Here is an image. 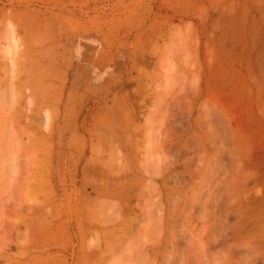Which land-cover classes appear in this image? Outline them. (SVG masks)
Here are the masks:
<instances>
[{"label": "rangeland", "instance_id": "rangeland-1", "mask_svg": "<svg viewBox=\"0 0 264 264\" xmlns=\"http://www.w3.org/2000/svg\"><path fill=\"white\" fill-rule=\"evenodd\" d=\"M32 263L264 264V0H0V264Z\"/></svg>", "mask_w": 264, "mask_h": 264}, {"label": "bare ground", "instance_id": "bare-ground-1", "mask_svg": "<svg viewBox=\"0 0 264 264\" xmlns=\"http://www.w3.org/2000/svg\"><path fill=\"white\" fill-rule=\"evenodd\" d=\"M48 21V20H47ZM53 21V20H52ZM54 22V21H53ZM59 22H57V24H58ZM6 24V23H5ZM37 24H39V23H37ZM45 24H47V23H45ZM44 24V25H45ZM61 24V23H60ZM43 25V24H42ZM49 25V24H48ZM52 25H53V23H52ZM51 25V26H52ZM56 25V24H55ZM37 26V25H36ZM45 26H47V25H45ZM44 26V27H45ZM63 26V25H62ZM61 26V27H62ZM53 27V26H52ZM50 28V27H49ZM10 29V28H9ZM36 29H37V27H36ZM39 29V28H38ZM45 29V28H44ZM54 29V28H53ZM7 31H8V29H6ZM46 30V29H45ZM47 31V30H46ZM48 32V31H47ZM51 32V31H50ZM52 33V32H51ZM8 34V33H7ZM13 34V33H12ZM10 35H11V33H10ZM46 35V34H45ZM44 35V36H45ZM48 35V34H47ZM46 35V36H47ZM9 36V35H8ZM39 37V36H38ZM33 38V37H32ZM44 39V38H43ZM6 40H8V39H6ZM14 40V39H13ZM9 44H11V42H12V40L11 39H9ZM15 41V40H14ZM14 41L12 42V43H14ZM17 41V40H16ZM35 41V40H34ZM30 42H32V41H30ZM18 43V42H17ZM36 43V42H35ZM38 43V42H37ZM44 43V42H43ZM15 44V43H14ZM30 44V43H29ZM12 45V44H11ZM15 47H16V45H14ZM29 46V45H28ZM13 47V46H12ZM17 48V47H16ZM27 48V47H26ZM50 48V47H49ZM28 49V48H27ZM53 49V48H52ZM7 50V49H6ZM10 50H11V48H10ZM10 52V51H9ZM21 52V51H20ZM47 53V52H46ZM6 54V53H5ZM23 55V54H22ZM40 55V54H39ZM19 59V58H18ZM17 59V60H18ZM51 61V60H50ZM18 62H20V61H18ZM16 63V62H15ZM14 65H16V64H14ZM41 65V64H40ZM32 68V67H31ZM30 68V69H31ZM40 68V67H39ZM29 69V70H30ZM28 73H29V71H28ZM21 74H23V73H21ZM31 74V73H30ZM32 83H33V81H32ZM14 95V94H13ZM46 102V101H45ZM120 112V111H119ZM114 113V112H113ZM115 113H117V112H115ZM124 113V112H123ZM125 114V113H124ZM114 116V115H113ZM117 117V116H116ZM119 117V116H118ZM103 118H104V116H103ZM126 118V117H125ZM125 118H123V119H125ZM114 120V119H113ZM120 121V120H119ZM123 121H125V120H123ZM115 122V121H114ZM109 123V122H108ZM119 123V122H118ZM126 131V130H125ZM111 133V132H110ZM117 134V133H116ZM129 138V137H128ZM105 141V140H104ZM106 143V142H105ZM110 143V142H109ZM120 143V142H119ZM156 144H157V142H156ZM102 150V149H101ZM110 152V151H109ZM99 153V152H98ZM108 153V152H107ZM112 153V152H111ZM123 154V153H122ZM110 158V157H109ZM103 161V160H102ZM91 166V165H90ZM94 166V165H93ZM122 171V170H121ZM101 172V171H100ZM97 173V172H96ZM100 174V173H99ZM125 174V173H124ZM95 175V174H94ZM119 176H120V174H118ZM117 175V176H118ZM126 175V174H125ZM116 176V177H117ZM116 177H114L115 179H116ZM121 177H122V174H121ZM98 178V177H97ZM119 178V177H118ZM104 179V178H103ZM122 178H120V180H121ZM123 181V180H122ZM86 182V181H85ZM97 182V181H96ZM108 183V182H107ZM106 183V184H107ZM105 184V185H106ZM117 184V183H116ZM121 184V183H120ZM123 184V183H122ZM110 185H112V184H110ZM115 185V184H114ZM118 185H119V183H118ZM132 185V184H131ZM122 186V185H121ZM121 186H119V187H121ZM118 187V186H117ZM118 187V188H119ZM114 188V187H113ZM125 188V187H124ZM116 189V188H115ZM110 190V189H109ZM108 189H107V186L105 187V186H102V184H101V182L99 183V185H98V187H95L94 188V191L97 193V191L99 192V194L97 193V198H99V197H106V198H112V199H115V200H117V196L119 195V190L117 191V190H114L112 193L109 191ZM113 190V189H112ZM123 190V189H122ZM122 190L120 191V194L122 195L123 193H121L122 192ZM130 190V189H129ZM101 191V192H100ZM105 191V192H104ZM125 192V191H124ZM128 192V191H127ZM121 198V197H120ZM122 198H124V197H122ZM127 198H129V197H127ZM126 198V199H127ZM95 200V199H94ZM118 200H119V198H118ZM121 200V199H120ZM122 202H124V200L122 199L121 200ZM128 202V201H127ZM87 203V202H86ZM92 203V202H91ZM103 203V205H104V202H102ZM102 203H100V204H95V205H100L99 206V208H104V207H102ZM92 204H94V203H92ZM107 205V204H106ZM112 205V204H111ZM145 205V204H144ZM148 205V204H147ZM157 206V205H156ZM106 207V206H105ZM108 207V206H107ZM114 207H116V206H114ZM97 208H98V206H97ZM109 208V207H108ZM117 208V207H116ZM120 208V207H119ZM119 208H117V209H113V210H118ZM153 208V207H152ZM172 209V208H171ZM92 210V209H91ZM109 210V209H108ZM163 210V209H162ZM89 211V210H88ZM121 211V209L119 210V212ZM95 212V211H94ZM53 213V212H52ZM107 213V212H106ZM117 213L118 212H116L113 216H114V218L115 217H117V216H115V215H117ZM121 213V212H120ZM148 213V212H147ZM159 213V212H158ZM34 214V213H33ZM95 214V213H94ZM154 214V213H153ZM160 214V213H159ZM40 215V214H39ZM97 215V214H96ZM102 217V216H101ZM149 217V216H148ZM107 218H109V217H107ZM113 218V222H115V223H112L114 226H112L113 227V229H112V232L115 230L116 231V229L117 228H119V225H117L116 223V221H114V220H116V218L114 219ZM121 218V217H120ZM149 218H151V216L149 217ZM160 218V217H159ZM95 219V218H94ZM110 219V218H109ZM146 220V219H145ZM103 222V224H105V221H101L100 223H102ZM111 222V221H110ZM100 223H98V224H100ZM171 223V222H170ZM97 225V224H96ZM30 227V226H29ZM48 227V226H47ZM98 227V226H97ZM122 227V226H121ZM176 228V227H175ZM173 229V228H172ZM32 230V229H31ZM171 230V229H170ZM111 231V230H110ZM31 232H33V231H31ZM113 234V233H112ZM159 234H161L160 232H159ZM102 235V234H101ZM105 235V234H104ZM103 236V235H102ZM98 237V236H97ZM21 238V237H20ZM118 238V237H117ZM91 239V238H90ZM26 240V239H25ZM24 240V241H25ZM111 240V239H110ZM113 242V241H112ZM97 245H98V243H96ZM24 245H27V244H24ZM99 247V246H98ZM97 247V248H98ZM91 248V247H90ZM48 255V254H47ZM52 256V255H51ZM33 258V257H32ZM53 259V258H52ZM35 261V260H34ZM39 263V262H38ZM33 264V263H32ZM37 264V263H36Z\"/></svg>", "mask_w": 264, "mask_h": 264}]
</instances>
